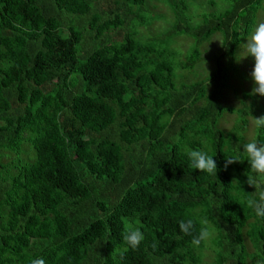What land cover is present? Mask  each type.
I'll list each match as a JSON object with an SVG mask.
<instances>
[{
  "label": "trees",
  "instance_id": "obj_1",
  "mask_svg": "<svg viewBox=\"0 0 264 264\" xmlns=\"http://www.w3.org/2000/svg\"><path fill=\"white\" fill-rule=\"evenodd\" d=\"M148 1L0 0V264H264L250 165L223 168L264 142L247 133L264 113L244 86L254 58L243 69L236 57L262 0H160L173 20L153 33L166 17ZM215 34L211 71L188 80ZM181 35L195 40L186 51ZM188 149L214 155L217 176ZM187 219L197 232L207 219L212 238L192 245ZM129 224L145 238L124 251Z\"/></svg>",
  "mask_w": 264,
  "mask_h": 264
},
{
  "label": "clouds",
  "instance_id": "obj_2",
  "mask_svg": "<svg viewBox=\"0 0 264 264\" xmlns=\"http://www.w3.org/2000/svg\"><path fill=\"white\" fill-rule=\"evenodd\" d=\"M222 45V44H221ZM243 49L242 55L238 54L237 59H242L247 56L254 58V67L250 73L253 81V87L249 92L250 96H264V22L256 25L254 32L247 42L241 45ZM249 109L250 105L247 104ZM254 128L259 133L264 130V115L254 117L252 120ZM245 158L241 159L238 155L225 154L223 168L226 170L229 165L247 160L250 165V171H247L246 183L255 187L252 195L248 196L245 203L248 208L252 209L256 217L264 219V142H260L258 138H253L250 141L243 143V151ZM186 155L190 161V166L200 172H204L211 176H217L218 165L213 159L214 155H210L208 151L200 149H188ZM201 227L196 231V225L193 219L180 220L179 229L185 235L192 236V245L199 247L202 243L208 242L214 231L209 225L207 219L200 220ZM193 233H196L193 235ZM144 234L139 227L127 225L123 234V240L128 249L136 250L144 240ZM153 247H156L153 244ZM31 264H46L43 257L31 260Z\"/></svg>",
  "mask_w": 264,
  "mask_h": 264
},
{
  "label": "rangeland",
  "instance_id": "obj_3",
  "mask_svg": "<svg viewBox=\"0 0 264 264\" xmlns=\"http://www.w3.org/2000/svg\"><path fill=\"white\" fill-rule=\"evenodd\" d=\"M198 1L200 2V0H198ZM219 2H220V5L222 7H224L226 5L223 0H219ZM148 6L152 10L153 13L158 14L159 16L162 13V14H164V17H166V18H163V16H161L160 18L158 17V19H156V21L154 23L155 25L150 29V32L153 33V32H156L159 29H162V27L168 26L169 22H171L173 20V14L164 5V3L161 2L160 0H149L148 1ZM263 8H264V0H262L261 9H263ZM257 15H258L257 24L260 23V22H264V11L259 10ZM255 27L252 30L253 32L255 30ZM250 37H248V38H250ZM177 38H179V39L177 40L176 44H177L178 47H180L183 50H185L186 48H187L186 50H188L189 46H191L194 43V41H195V40L191 41L190 38H187L186 36H183V35H181V36H179ZM220 40H221L220 35L219 34H215V35L212 36L210 41L204 42L202 44L203 49H205V51H203L204 52L203 56H205V60L202 63H199L197 65L196 70H195L196 74L195 73L188 74V76H187L188 80H195V79H199V78H204L205 75L208 74L211 71L212 65L214 63V61L211 58V56L214 53H217V51H219L218 49L220 48ZM246 42H247V39L244 40L243 43L240 44V46L238 47V51H237L236 57L238 56V54H240V55L243 54L242 53L243 49L241 48V45L246 43ZM248 62H249V56L238 60L239 65L243 69H250V66L248 65ZM250 85H251L250 82H246L244 84V86H246L245 88H247L248 90L251 91L252 87H250ZM229 86H230V88H229V96H227V100L232 105L241 106L239 97L234 96L233 91L231 89L233 87H238V79L237 78L230 79ZM238 94L241 95V91H238ZM245 102L247 103V99H246ZM262 115H264V113L263 112H259V116H262ZM252 120L253 119H250V122H249L248 128H247V130H248L247 133H248L249 137L252 136L253 130H254V125L252 124ZM232 122H233V116H228L227 119L222 122V125L224 126V128H228V127L231 126Z\"/></svg>",
  "mask_w": 264,
  "mask_h": 264
}]
</instances>
